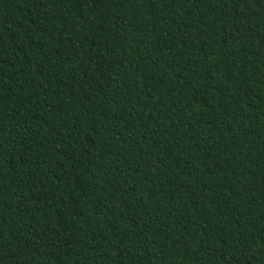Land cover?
<instances>
[{
	"label": "trees",
	"instance_id": "obj_1",
	"mask_svg": "<svg viewBox=\"0 0 264 264\" xmlns=\"http://www.w3.org/2000/svg\"><path fill=\"white\" fill-rule=\"evenodd\" d=\"M0 264H264V0H0Z\"/></svg>",
	"mask_w": 264,
	"mask_h": 264
}]
</instances>
